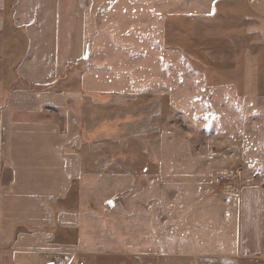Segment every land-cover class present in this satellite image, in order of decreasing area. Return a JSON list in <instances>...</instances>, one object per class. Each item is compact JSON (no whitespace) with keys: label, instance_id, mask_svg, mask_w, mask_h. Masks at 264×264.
<instances>
[{"label":"rangeland","instance_id":"obj_1","mask_svg":"<svg viewBox=\"0 0 264 264\" xmlns=\"http://www.w3.org/2000/svg\"><path fill=\"white\" fill-rule=\"evenodd\" d=\"M220 1L75 2L84 48L78 63L68 65L65 72L84 70L88 63L105 71L110 91L124 95L133 113L120 126L125 130L113 133L110 125L107 149L113 155L119 146L118 159L123 163L114 165L117 169L111 165L95 172L108 177L107 181L79 187L83 191L79 205L88 206L77 209L79 246L75 256L61 257L56 264H101L109 258L112 264L137 260L140 264H193V255L199 253L208 262L216 253L213 246L201 250L185 246L184 256L171 255L181 252L182 246L171 245H180L183 236L167 234L173 224L181 227V215L172 219L171 213L169 218L168 209L183 213L187 206L196 208L199 199L235 190L245 182L264 190V76L257 78L262 83L252 96L245 94L240 69L245 60L243 51L238 54L236 49L251 40L243 35L244 24L238 17L243 19L247 9L237 0H225L224 9L219 10ZM63 13L69 19L63 28L65 47L73 51L76 19L71 11ZM219 36L230 45L215 44ZM29 88L36 93L41 90ZM8 93L0 92V108ZM103 109L110 114L116 110ZM39 117L31 114L28 119ZM5 131L0 126V141ZM1 173L5 177L0 168V177ZM82 180L93 179L80 172L77 184ZM168 200L172 201L168 204ZM121 213L126 215L120 218ZM117 218L125 223V230L112 226ZM193 222L197 224L196 219ZM234 247L221 246L223 254H233ZM242 256L251 255L242 252Z\"/></svg>","mask_w":264,"mask_h":264},{"label":"crops","instance_id":"obj_2","mask_svg":"<svg viewBox=\"0 0 264 264\" xmlns=\"http://www.w3.org/2000/svg\"><path fill=\"white\" fill-rule=\"evenodd\" d=\"M76 1L0 0V80L4 81L0 92H11L0 108V126L6 130L0 141V168L5 170V177L3 173L0 177V264H56L61 257L69 260L75 256L79 246L77 209L88 207L79 205L78 195L83 192L79 187L107 181L108 177L95 172L111 165L117 169L114 165L123 163L118 159L119 146L110 155L105 141L111 124L113 133L125 130L120 126H125L128 113H133L127 109L129 101L119 92H111L108 74L91 63L84 70L65 72L68 65L78 63L84 48ZM220 2L219 10H223L227 1ZM236 2L247 9L243 19L238 17L244 24L243 35L251 40L236 50L238 54L243 51L245 60L240 67L242 88L252 96L262 83L257 78L264 76V0ZM66 11L73 12L76 19L73 51L65 47L63 37V28L69 25ZM216 43L230 45L224 36L216 37ZM29 86L41 90L36 93ZM105 107L116 110L110 114ZM31 114L40 115L39 120L28 119ZM125 152L122 147V157ZM80 172L93 180L77 184ZM236 187L220 190L207 200L201 198V204L197 201L196 208L187 206L183 213L168 209L169 218L171 213L172 219L181 215V227L173 224L167 234L183 236L180 245H171L182 246L181 252L171 255L184 256L185 246L200 250L213 246L216 253L211 260L201 259L199 253L193 255V264H264V190L246 182ZM176 201L183 203L182 198ZM125 215L121 213L120 218ZM133 215L135 218V212ZM120 218L112 226L125 230ZM221 246H235L233 254H223ZM242 252L251 256L245 258ZM112 262L109 258L101 264Z\"/></svg>","mask_w":264,"mask_h":264},{"label":"water","instance_id":"obj_3","mask_svg":"<svg viewBox=\"0 0 264 264\" xmlns=\"http://www.w3.org/2000/svg\"><path fill=\"white\" fill-rule=\"evenodd\" d=\"M108 204H109V205H111V204H112V202H109Z\"/></svg>","mask_w":264,"mask_h":264},{"label":"built area","instance_id":"obj_4","mask_svg":"<svg viewBox=\"0 0 264 264\" xmlns=\"http://www.w3.org/2000/svg\"><path fill=\"white\" fill-rule=\"evenodd\" d=\"M264 182V181H263Z\"/></svg>","mask_w":264,"mask_h":264}]
</instances>
